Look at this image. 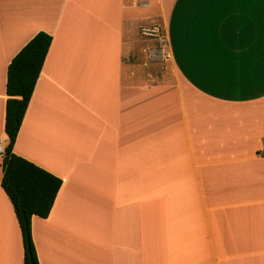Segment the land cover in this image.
Here are the masks:
<instances>
[{
	"label": "crops",
	"instance_id": "crops-1",
	"mask_svg": "<svg viewBox=\"0 0 264 264\" xmlns=\"http://www.w3.org/2000/svg\"><path fill=\"white\" fill-rule=\"evenodd\" d=\"M40 30L12 147L61 179L38 264H264V0H0L3 146L7 66ZM23 255L0 186V264Z\"/></svg>",
	"mask_w": 264,
	"mask_h": 264
},
{
	"label": "trees",
	"instance_id": "trees-1",
	"mask_svg": "<svg viewBox=\"0 0 264 264\" xmlns=\"http://www.w3.org/2000/svg\"><path fill=\"white\" fill-rule=\"evenodd\" d=\"M52 37L36 32L12 57L6 71L4 132L7 138L1 161L0 186L8 197L22 236L23 264L31 257L38 264L31 240L33 215L46 217L61 185V179L32 161L15 154L12 147Z\"/></svg>",
	"mask_w": 264,
	"mask_h": 264
},
{
	"label": "built area",
	"instance_id": "built-area-1",
	"mask_svg": "<svg viewBox=\"0 0 264 264\" xmlns=\"http://www.w3.org/2000/svg\"><path fill=\"white\" fill-rule=\"evenodd\" d=\"M144 3V2H143ZM158 27L156 25H151V26H140L139 28V33L142 36L145 37H157L158 35ZM165 56H168L167 53H165ZM4 151V146L0 143V154H3ZM261 154H264V144H262V147L260 148Z\"/></svg>",
	"mask_w": 264,
	"mask_h": 264
},
{
	"label": "rangeland",
	"instance_id": "rangeland-1",
	"mask_svg": "<svg viewBox=\"0 0 264 264\" xmlns=\"http://www.w3.org/2000/svg\"><path fill=\"white\" fill-rule=\"evenodd\" d=\"M151 25H156L158 27V35L157 37H151V38H154L155 41H157V44L161 43L163 41V32H162V28L156 24L155 22H151V23H148V24H145L144 26H151ZM143 26V25H142ZM140 37H143V38H148V37H145V36H142L140 33H139ZM161 46V45H160ZM157 50V49H156ZM158 51V50H157ZM159 52V51H158ZM164 56H165V53H164ZM166 57V56H165Z\"/></svg>",
	"mask_w": 264,
	"mask_h": 264
},
{
	"label": "water",
	"instance_id": "water-1",
	"mask_svg": "<svg viewBox=\"0 0 264 264\" xmlns=\"http://www.w3.org/2000/svg\"><path fill=\"white\" fill-rule=\"evenodd\" d=\"M29 257H30V264H35L32 257H31L30 251H29Z\"/></svg>",
	"mask_w": 264,
	"mask_h": 264
}]
</instances>
